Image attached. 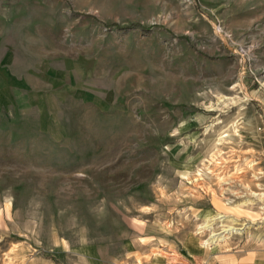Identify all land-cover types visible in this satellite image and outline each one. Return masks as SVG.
Listing matches in <instances>:
<instances>
[{
	"label": "rangeland",
	"instance_id": "rangeland-1",
	"mask_svg": "<svg viewBox=\"0 0 264 264\" xmlns=\"http://www.w3.org/2000/svg\"><path fill=\"white\" fill-rule=\"evenodd\" d=\"M250 261L264 0H0V264Z\"/></svg>",
	"mask_w": 264,
	"mask_h": 264
},
{
	"label": "crops",
	"instance_id": "crops-1",
	"mask_svg": "<svg viewBox=\"0 0 264 264\" xmlns=\"http://www.w3.org/2000/svg\"><path fill=\"white\" fill-rule=\"evenodd\" d=\"M260 262H262V263H260ZM244 264H254V263L252 261H250V262H245ZM255 264H264V261H259Z\"/></svg>",
	"mask_w": 264,
	"mask_h": 264
}]
</instances>
